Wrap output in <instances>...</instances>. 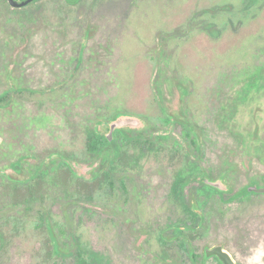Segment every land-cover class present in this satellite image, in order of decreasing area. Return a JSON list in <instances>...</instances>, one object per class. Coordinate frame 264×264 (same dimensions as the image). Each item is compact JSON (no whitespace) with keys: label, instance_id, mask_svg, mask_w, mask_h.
I'll list each match as a JSON object with an SVG mask.
<instances>
[{"label":"rangeland","instance_id":"rangeland-1","mask_svg":"<svg viewBox=\"0 0 264 264\" xmlns=\"http://www.w3.org/2000/svg\"><path fill=\"white\" fill-rule=\"evenodd\" d=\"M72 1L0 0V95L17 88L0 108V264H221L205 257L216 245L264 264V194L174 191L203 172L234 194L264 186V0ZM118 113L142 126L114 133L111 162L91 145ZM52 153L71 168L57 158L32 177Z\"/></svg>","mask_w":264,"mask_h":264},{"label":"trees","instance_id":"trees-1","mask_svg":"<svg viewBox=\"0 0 264 264\" xmlns=\"http://www.w3.org/2000/svg\"><path fill=\"white\" fill-rule=\"evenodd\" d=\"M68 2L70 3H76L75 1H72V0H68ZM255 2V0H251V2L247 5V6H251L253 3ZM224 8H226L227 9V7H224ZM214 26L212 25V26H210V27H206L207 28V30L209 31L210 30V32L211 33H216V32H218L216 29H214L213 28ZM209 28V29H208ZM176 87L178 88V90H179V92H180V94H181V99H182V101H181V103L184 105L185 104V101H184V99H185V97H187L188 96V94H189V87H188V85L187 84H185L184 82H182V81H177L176 82ZM160 103V102H159ZM160 106H161V109H162V111H164V113H165V116H167L170 120L173 118V116H171L170 115V113L167 111V109H165V107H163V105H161V103H160ZM123 116V114L122 113H118V114H116L115 116H114V120H116L117 118H120V117H122ZM181 116H182V118H178L177 117V119H179L177 122H178V124H180V125H182V126H184L185 128H186V135L188 136V137H193V136H195L196 137V141H194V143H195V145H196V147H197V149L199 150V132H198V130L196 129V128H194L190 123H189V121H188V119H187V117H186V115H185V111L182 109V113H181ZM173 124V123H172ZM171 124V122H170V126L172 125ZM175 124V123H174ZM120 131H122V129L120 130ZM105 144H108L111 148H112V153H113V156H112V158H111V162H113V161H115L117 158H118V156H119V153H120V149H119V147H118V142H117V140L115 139L114 141H109V139L107 138V136L103 133V132H101L100 130H99V128L98 127H96V129H95V138L92 140V145H91V147H92V150L93 151H98L99 150V148H100V146L101 145H105ZM193 180H199V181H201L199 178H197V177H195V176H192V177H188V178H186V179H184V180H181V181H177V183L174 185V191H175V189L176 188H179V190H180V192L182 193V192H184V188L190 183V182H192ZM177 190V189H176ZM248 192H247V189H244V190H241L238 194H236L233 198V200H235V199H237V198H239V197H241V196H243L244 194H247ZM188 203V205L193 209V211H196V213H195V215L198 217V218H200V219H202L203 218V215H202V213L199 211V209L197 208V206L195 205V202L192 200V199H190V201L189 202H187ZM184 228V226H181V225H177V226H175V227H173V228H170L171 230H182ZM49 231H51L52 232V234L54 235V236H52V239H53V241H54V251H55V253L57 254V255H63V254H65L63 251H62V249H61V247H60V245H59V243L57 242V238H56V236H55V233H54V231H53V229L51 228V227H49ZM165 232V231H164ZM179 238V237H178ZM172 239V238H171ZM185 243H186V246H187V248H188V250L189 251H191V246L187 243V241L185 240ZM77 255H78V264H91V262H87V261H81V259H80V255H79V252L77 253ZM219 261V260H218Z\"/></svg>","mask_w":264,"mask_h":264},{"label":"flooded vegetation","instance_id":"flooded-vegetation-1","mask_svg":"<svg viewBox=\"0 0 264 264\" xmlns=\"http://www.w3.org/2000/svg\"><path fill=\"white\" fill-rule=\"evenodd\" d=\"M12 8H14V9H22V8H25V7H22V8H17V7H15L13 4H20V3H23V2H25V1H27V0H5ZM39 0H35L34 2H32L31 4H33V3H36V2H38ZM31 4H29V5H31ZM27 7V6H26ZM14 91H17V88H16V86L13 84V82L12 81H10V83H9V88L7 89V90H5L1 95H0V108L1 109H4V108H6L7 106H8V104H9V102H11V100L13 99V93H14ZM117 119H119V118H117ZM116 119V120H117ZM115 120V121H116ZM122 129V131H120ZM132 130L133 128H130V127H128V128H119V129H117L115 132H125L126 130ZM114 132V133H115ZM109 133H110V130H109ZM109 133L108 134H105L106 136H107V138H108V135H109ZM195 137V136H194ZM199 137H200V134H199ZM196 138V137H195ZM113 139L115 140V138H114V134H113ZM114 140H112V141H114ZM111 141V142H112ZM118 142V141H117ZM118 147H119V144H118ZM119 149H120V147H119ZM199 150H200V148H199ZM198 150V152H201V151H199ZM59 159V162L60 163H64L65 165H68L70 168H71V163L68 161V159L64 156V155H62V154H59V153H52V154H50V156L46 159V160H44V161H42V163H37V160H35L36 161V163L38 164L37 166H36V168L34 169V173H33V175H32V177H34V176H36L38 173H41V172H43L44 171V168H45V166L46 165H50L51 164V162H55V160L56 159ZM28 160V159H27ZM30 160V159H29ZM32 160V159H31ZM26 161V159H22V158H20V159H18V161L17 162H15V163H12L11 165H10V167H9V170L13 173H15V174H21V173H24V169H25V165H24V162ZM203 172V171H202ZM14 173H13V175H14ZM203 175L202 176H200V177H197V178H199L200 180H202L203 182H204V184H206V183H208V182H210V183H215V182H218V181H221L222 183H224V185L225 186H227V188H228V190L227 191H224V192H219L220 193V196H224L226 193H232L234 196L236 195V194H238L241 190H244V189H247V192L248 193H251V194H258V193H256L255 191H249V188H251V187H257V188H262V187H264V186H260L258 183H256V182H251L250 184H248L245 188H243V189H241L240 191H238L237 193H233V191H232V189H231V187L230 186H228L226 183H225V181L223 180V179H211L205 172H203L202 173ZM13 175L11 174V175H1V177L3 178V179H10V181H13V180H11V179H15V178H13ZM208 181V182H207ZM209 184V183H208ZM210 185V184H209ZM211 186V185H210ZM211 187H213V186H211ZM214 189H216V190H218L217 188H215V187H213ZM233 196V197H234ZM244 196V195H243ZM242 197V196H241ZM240 198V197H239ZM216 246H219V245H216ZM216 246H214V247H216ZM222 246V245H221ZM225 249V248H224ZM207 250H209V249H207ZM207 250L205 251V257L207 258V259H210V257H208L207 256V254H206V252H207ZM215 258H217V257H215ZM218 259V258H217ZM219 260V259H218ZM219 262L221 263V264H223L220 260H219Z\"/></svg>","mask_w":264,"mask_h":264},{"label":"water","instance_id":"water-1","mask_svg":"<svg viewBox=\"0 0 264 264\" xmlns=\"http://www.w3.org/2000/svg\"><path fill=\"white\" fill-rule=\"evenodd\" d=\"M34 1L35 0H27L23 3L13 4V5L17 8H22L28 6ZM141 126H142V121L140 119H135L130 117L126 119H118L111 123L108 139L109 141H112L114 132L119 128H128V127L139 128ZM208 183L220 191L228 190L227 186H225L224 183H222L221 181L215 183L214 182L213 183L208 182ZM249 191H255L258 194H264V187L262 188L251 187L249 188ZM206 254L208 257H217L223 264H237L236 261L232 258L231 254L221 245L207 250Z\"/></svg>","mask_w":264,"mask_h":264}]
</instances>
